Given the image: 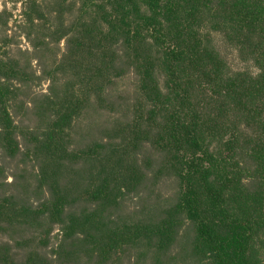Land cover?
I'll return each instance as SVG.
<instances>
[{"label":"rangeland","instance_id":"1","mask_svg":"<svg viewBox=\"0 0 264 264\" xmlns=\"http://www.w3.org/2000/svg\"><path fill=\"white\" fill-rule=\"evenodd\" d=\"M63 1L0 0V207L8 220L0 244H13L26 218L17 220L13 213L26 205L33 214L25 219L26 238L36 246L45 243L46 249L34 252L19 243L25 257L39 254L49 264H213L209 246L175 213L179 174L192 154L168 144L179 99L166 77L165 53L149 34L142 33L145 41L135 35L137 42L129 43L133 34L128 40L114 29L122 20L129 32L138 30L155 0H133L135 6L115 2L110 16L103 14L107 6L111 10L105 0L90 5L67 0L65 6ZM238 1L186 3L187 12L193 2L202 6L192 25L199 52L184 58L180 77L201 117L202 149L221 163L225 145L237 140L232 167L239 184L228 197V208L234 217L263 222L264 115L253 113L241 99L244 88L256 90L263 81L264 64L244 56L247 45L232 18ZM83 5L99 12L96 23L83 15L89 12L80 9ZM71 24L80 27L75 41L63 36L62 29ZM87 29L92 38L84 34ZM162 33L168 44L182 45L169 24ZM101 45L104 52L98 55ZM206 77L218 95L203 87ZM70 107L78 113L65 132L69 138L62 137L61 146L59 136L49 142L46 133ZM68 149L78 157L75 161L66 155ZM99 189L108 201L92 200ZM59 192L68 197L63 216L72 221L75 236L64 243L71 254L62 262L56 254L66 232L54 215ZM82 221L85 234L78 237ZM95 238L99 243L93 244ZM249 256L253 264H264V228Z\"/></svg>","mask_w":264,"mask_h":264},{"label":"trees","instance_id":"2","mask_svg":"<svg viewBox=\"0 0 264 264\" xmlns=\"http://www.w3.org/2000/svg\"><path fill=\"white\" fill-rule=\"evenodd\" d=\"M66 1L67 0L63 1L64 6ZM105 1L111 6L110 11L108 10V6L105 8L103 12L105 16H110L113 13L114 6H117L115 2L121 1L135 6L133 0ZM77 2H83L84 4L86 2L90 5L91 3L93 4L94 1L78 0ZM187 2H190V0H155L153 5L152 3L148 4L150 13L147 15L144 14L143 17L139 19L138 24L140 28L138 30L129 32L130 28L127 29L125 23L121 24V22H125L122 20L114 26V29L117 32H121L123 35L125 34L128 40L129 36L133 34L129 43L137 42L135 35L138 36L139 40L142 39V41H145L147 38H142V33L149 34L155 45L160 50L164 51L166 56V77L170 83L172 94L179 99V106L176 111L172 113L170 129H168V144H172L176 152L181 153L183 151L186 153L188 149L189 153L192 154L190 159L186 161L185 168L179 174L181 182L180 198L175 213L184 216L194 227L199 238L209 246L210 249L207 251V254L212 258L213 264H253L249 256L250 248L260 230L264 228V220L260 222V219L257 220V218L254 217H234L233 211L227 206L230 193L234 190V187L239 184V178L236 177L238 173L236 169L232 167L237 140L229 141L225 145L226 153L221 163L213 160V158L202 149L203 141L202 135H200L201 117L195 108H193L191 104V93L183 87L182 78L180 77V68L182 67L184 58L191 53L197 54L199 52L193 47L197 34H193L194 29L192 25L197 21L195 17H200L197 12L202 6H200L201 3L199 4L200 1L193 2L191 10L187 12V9L184 11ZM84 8H87L89 12H85L83 15L93 17V22L96 23L99 12H92L90 10L91 7L87 5L81 6L80 9L82 10ZM92 8H94V6H92ZM233 9L232 18L239 28L237 32L242 40V44L247 45L246 50L248 53L244 56L251 58L250 60L258 62L259 64H264V0H239ZM226 11L224 14H227ZM138 14H140V12ZM139 16L141 17V15ZM187 20H189V22ZM166 24H169V28H175L178 31L180 39L183 41L182 45L176 43L172 45L168 44L170 40L164 38L162 33ZM108 25L112 26L113 23L109 22ZM79 28V26L76 27L71 24L70 27L62 29L63 32H65L63 36L69 37L70 40L74 39L75 41L76 33L79 32ZM84 34L87 35V39H89V37L92 38L89 35L88 29L84 30ZM181 40H177L176 42ZM102 47L103 45L99 46L98 55L103 54L104 49ZM103 56H101V58H103ZM192 58L193 57L189 59ZM199 67L200 70H202V65H199ZM216 75L217 74L214 76ZM205 76L211 77L210 74H205ZM261 77L263 81L258 83L256 90L251 91L244 88L242 92L243 98L241 99L244 103H247L246 107L251 108L252 112L258 116L264 115V71H262ZM212 81L211 78L206 77L203 81V87H205V89L207 88L206 90L209 89L208 91H211L213 95H218L215 86L212 85ZM231 84L233 85L234 83ZM235 87H240V84H236ZM259 107H262V111H258ZM77 113V108L75 110V108L70 107L59 115L58 121L49 129L50 131L46 133L49 142L55 141L59 136V146H61L62 137L64 138L65 136V138H69V136L65 135V132H67V129H72L71 124H73L74 116H76ZM154 114L155 113H150L151 116H155ZM63 141L65 140L63 139ZM0 146L2 149L4 148L2 144ZM16 152L17 151H15V153ZM66 155L69 159L74 161L78 158L75 152L69 151V149ZM55 196L56 195H52V203L57 201V197ZM91 196L92 200L96 202H98L99 199L107 200L106 191L103 189L93 192ZM65 198L68 197L64 195L61 197V193L59 192V211L57 209V211L54 212V215L59 218V225L66 232L63 233L65 239L59 248V255L58 252L56 254L59 257V262H62L66 255L71 254L68 252L65 253L64 246L66 245L64 243L70 242V240L75 238L71 229L72 221L70 218L67 219L63 216L66 210ZM49 204L50 202L45 201L44 206L48 207ZM30 211H32V208L24 205L20 208H16V213H13V216L17 220L22 217H26L25 219H27V216L33 215L30 214ZM71 216H77V213L71 214ZM25 219L22 224L19 223L21 229H19L16 234L15 231L17 228H13L12 230L13 235L15 234L14 239H11L13 244H0V264H49L45 256L33 254L25 257V255L18 250L19 243L23 244L21 247L24 249L28 247L34 252L40 249H46L45 243L42 242L36 246L33 245V243L31 244L32 241L30 239L26 238L24 229L26 226ZM7 221L8 220L3 214L2 207H0L1 231L2 226H4ZM85 225L86 223L82 221L81 225L77 226V228L82 229L81 233H76V235L79 234V236L77 235L78 237L85 234ZM215 225L219 226L218 231ZM103 239L104 238L101 240ZM97 243L99 242L95 238V243L93 244ZM29 245L34 247L31 248ZM87 245H92V239L87 241Z\"/></svg>","mask_w":264,"mask_h":264}]
</instances>
